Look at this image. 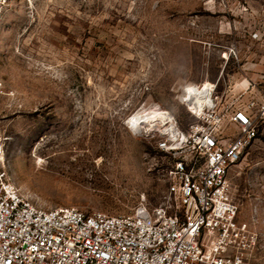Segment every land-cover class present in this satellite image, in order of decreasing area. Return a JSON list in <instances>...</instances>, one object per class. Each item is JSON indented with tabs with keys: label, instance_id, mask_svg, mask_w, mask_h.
I'll list each match as a JSON object with an SVG mask.
<instances>
[{
	"label": "rangeland",
	"instance_id": "rangeland-1",
	"mask_svg": "<svg viewBox=\"0 0 264 264\" xmlns=\"http://www.w3.org/2000/svg\"><path fill=\"white\" fill-rule=\"evenodd\" d=\"M245 78L264 87V0H10L0 18L9 178L43 209L153 208L169 158L158 131L127 120L154 104L187 129L188 87L218 82L224 102ZM231 181L239 219L259 235L245 264H264V127Z\"/></svg>",
	"mask_w": 264,
	"mask_h": 264
},
{
	"label": "built area",
	"instance_id": "built-area-1",
	"mask_svg": "<svg viewBox=\"0 0 264 264\" xmlns=\"http://www.w3.org/2000/svg\"><path fill=\"white\" fill-rule=\"evenodd\" d=\"M9 3L0 0V18ZM252 82L224 102L210 82L187 129L167 122L156 146L168 187L159 205L131 214L40 208L11 182L0 132V264H245L259 235L239 219L231 171L264 127V87Z\"/></svg>",
	"mask_w": 264,
	"mask_h": 264
},
{
	"label": "bare ground",
	"instance_id": "bare-ground-1",
	"mask_svg": "<svg viewBox=\"0 0 264 264\" xmlns=\"http://www.w3.org/2000/svg\"><path fill=\"white\" fill-rule=\"evenodd\" d=\"M209 86L205 85L202 87H195L190 86L185 91L184 95L182 96V99L187 102L188 107H190L192 110L199 112L203 106L204 98L199 97L208 94ZM195 94L197 96L196 99H192V94ZM173 119V115L171 112L164 110L160 108L158 105H151L147 109H143L136 114L132 115L130 118L131 121V127L135 128V131H139L138 133H147V132H164L168 128H172V124L169 126L166 125L167 122L171 121ZM153 120H156L153 122ZM140 121H144L137 130L136 124Z\"/></svg>",
	"mask_w": 264,
	"mask_h": 264
},
{
	"label": "crops",
	"instance_id": "crops-1",
	"mask_svg": "<svg viewBox=\"0 0 264 264\" xmlns=\"http://www.w3.org/2000/svg\"><path fill=\"white\" fill-rule=\"evenodd\" d=\"M240 82L236 83V84H239Z\"/></svg>",
	"mask_w": 264,
	"mask_h": 264
}]
</instances>
